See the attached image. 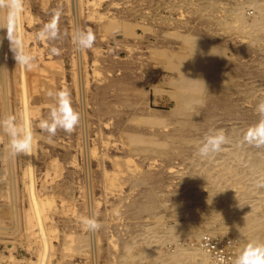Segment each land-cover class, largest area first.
<instances>
[{
    "label": "rangeland",
    "instance_id": "1",
    "mask_svg": "<svg viewBox=\"0 0 264 264\" xmlns=\"http://www.w3.org/2000/svg\"><path fill=\"white\" fill-rule=\"evenodd\" d=\"M57 7L52 57L34 33ZM86 28L96 43L78 52ZM22 29L39 66H16L0 29V118L37 144L12 159L0 133V264H216L203 234L231 264L264 242V149L239 146L264 99V0H25ZM60 89L82 121L49 143L37 125ZM209 129L231 144L201 160ZM92 215L103 227L85 232Z\"/></svg>",
    "mask_w": 264,
    "mask_h": 264
},
{
    "label": "clouds",
    "instance_id": "2",
    "mask_svg": "<svg viewBox=\"0 0 264 264\" xmlns=\"http://www.w3.org/2000/svg\"><path fill=\"white\" fill-rule=\"evenodd\" d=\"M24 11L25 0H0V29H6V38L16 66L25 72H31L39 66L38 56L25 44L22 29ZM62 15V8L53 9L51 19L34 33L36 41L50 45L48 55L52 57L62 55V49L55 46V42L60 41L64 36L60 27ZM72 43L78 52H85L94 47L96 35L91 28L77 29L72 34ZM204 91L207 92L205 84ZM47 96L54 101V104L50 109L49 117L40 119L37 127L41 133L47 134V141L51 143L59 131L69 135L74 133L81 124L82 114L73 108L69 90H49ZM199 103L202 104L203 101ZM254 111L259 119L243 133L239 146L248 145L264 149V99L256 104ZM0 133L8 137V154L12 159L32 156L36 150L37 140L34 131L30 126L22 125L14 114L0 118ZM230 144L231 139L226 130L209 129L199 144L196 155L201 160H211L217 154L226 151ZM29 166H31L30 161ZM256 187L264 188V180L258 181ZM80 223L84 231L90 233L98 232L103 227L102 222L95 215L81 217ZM216 264H225V258L218 256ZM231 264H264V242L256 240L248 242Z\"/></svg>",
    "mask_w": 264,
    "mask_h": 264
},
{
    "label": "built area",
    "instance_id": "3",
    "mask_svg": "<svg viewBox=\"0 0 264 264\" xmlns=\"http://www.w3.org/2000/svg\"><path fill=\"white\" fill-rule=\"evenodd\" d=\"M200 245L205 248L207 251L210 259L212 258V261L216 262V258L218 256H223L225 260H228L233 257V254L230 252H227L226 250L217 240L216 237L211 236V234H203L201 236V239L199 240Z\"/></svg>",
    "mask_w": 264,
    "mask_h": 264
},
{
    "label": "bare ground",
    "instance_id": "4",
    "mask_svg": "<svg viewBox=\"0 0 264 264\" xmlns=\"http://www.w3.org/2000/svg\"><path fill=\"white\" fill-rule=\"evenodd\" d=\"M251 182V181H250ZM250 226V225H249ZM253 226V225H252ZM251 226V227H252ZM239 228V227H238ZM250 229V228H249ZM207 230V229H206ZM245 231V230H244ZM212 232V231H211ZM235 235H238L236 232L234 233ZM198 235V234H197ZM176 241V240H175ZM175 241L174 242H172V243H174V244H177V243H175ZM201 249H203L205 252H206V250H205V248H202L201 247ZM207 253V252H206ZM208 254V253H207ZM173 255H171V257H172ZM175 256V255H174ZM202 256H203V254H202ZM179 257V256H178ZM204 257V256H203ZM175 258V257H174ZM204 258H206V256L204 257ZM199 261H201L200 259H198ZM213 263H215L214 261H212Z\"/></svg>",
    "mask_w": 264,
    "mask_h": 264
}]
</instances>
